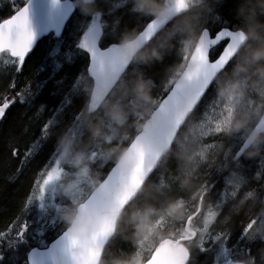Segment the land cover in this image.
Listing matches in <instances>:
<instances>
[{
	"label": "clouds",
	"instance_id": "9594fccd",
	"mask_svg": "<svg viewBox=\"0 0 264 264\" xmlns=\"http://www.w3.org/2000/svg\"><path fill=\"white\" fill-rule=\"evenodd\" d=\"M221 2L121 0L130 5L131 13L148 22L119 33L111 46L119 54L118 63L106 58L91 64L79 83L86 97L84 106L70 126L53 133L59 172L47 188L61 201L57 212L65 236L79 242L73 247L66 241L69 264H148L158 243L176 235L167 231V225H180L189 217L183 199L169 200L162 209L144 202L152 194L146 176L127 196H123V181L134 169L139 147L158 152L162 159L174 153L182 166H198L197 157L203 158L205 150L199 144V125L188 120L195 107H188L193 90L207 92L215 85L216 98L227 113L217 124L219 133L242 134L248 157L264 148V124L260 123L264 121V0H237L235 32L243 39L226 63L213 66L205 32ZM77 6L84 15H102L97 0H77ZM149 22H154L155 29L146 34ZM94 31L97 41L102 39L99 24ZM171 53L178 60L166 68L159 87L168 95L183 94L179 103L155 95L157 83L143 71L163 63ZM180 182L191 187L190 178ZM117 240L131 250L117 248ZM249 240L264 245V235L253 233ZM194 246H188L189 257ZM242 264H264V247Z\"/></svg>",
	"mask_w": 264,
	"mask_h": 264
},
{
	"label": "trees",
	"instance_id": "16d2710c",
	"mask_svg": "<svg viewBox=\"0 0 264 264\" xmlns=\"http://www.w3.org/2000/svg\"><path fill=\"white\" fill-rule=\"evenodd\" d=\"M21 4L20 0L2 2L0 20L8 17ZM236 5L237 0H222L215 9L216 18L209 22L208 28L211 31L221 27L236 29ZM97 7L102 12L101 46L116 44L120 32L142 27L148 22L147 19L131 13L130 5L122 4L121 0H97ZM92 17L84 15L78 7L67 23L61 40L51 37L42 39L18 73L16 65L9 61L6 54L0 55L6 57L0 64V101L6 97L11 103L0 121V233L17 225L24 218L27 200L35 181L54 153L56 136L53 133L58 134L70 126L86 102V97L79 90V83L87 75L85 69L88 57L79 46L78 40ZM81 26L75 43L62 42L67 35L72 38L75 29ZM177 60L175 53H171L165 57L163 63L143 69L157 83L155 95L165 94L159 87L160 82L165 77L166 68ZM214 93L215 85L207 90L200 105L188 117L190 123L197 121L194 114H197L198 108H206L207 101ZM241 138L238 135L225 136L218 143L211 142L212 138H208L206 141L211 142L208 151L210 153L207 154L209 162L193 172L191 166H182L183 162L174 153L162 159L148 179L152 194L144 202L163 208L172 199L186 198L187 201L192 192L207 189L214 182L210 191V196L213 197L209 198L220 193V201L224 202H220L222 205L218 218L222 223L214 225L213 230L227 234L231 241L236 240L248 222L257 219L261 210H264V148L254 157H248L245 151L236 162L226 164L221 176L215 177V173L222 171L226 161L233 157L241 144ZM203 140L200 141L201 144ZM173 148L179 151L174 144ZM179 164L184 170L179 171ZM189 172L190 176L184 174ZM176 173L179 176H175ZM160 174L165 178V187L159 191L156 189L162 185L158 184ZM186 177L191 179L189 188L183 187L180 182ZM228 181L231 182L230 187H236L234 191L224 189L229 186L226 185ZM176 188L177 192L174 191ZM250 190L254 195L239 205V201ZM60 225H63L61 220L55 229L45 228L47 242L57 235L55 230ZM41 228L43 227H39ZM17 234L18 231L13 236ZM34 243L24 233L22 238L17 237L14 242L0 246V264H27L26 253L31 245H37ZM115 246L126 251L131 250L129 244L120 240L115 242ZM261 247L264 245L259 242L252 243V255ZM210 258L211 254L194 253L192 256L195 264H208Z\"/></svg>",
	"mask_w": 264,
	"mask_h": 264
},
{
	"label": "water",
	"instance_id": "95a60500",
	"mask_svg": "<svg viewBox=\"0 0 264 264\" xmlns=\"http://www.w3.org/2000/svg\"><path fill=\"white\" fill-rule=\"evenodd\" d=\"M25 6H27L29 10V27L34 34V40L31 50L26 55L27 58L34 50L36 45L50 33L54 34V38L58 39L61 37L67 22L75 11V6L71 0H27L20 8H23ZM15 14L16 12L6 19H10ZM4 20H2L0 23H2ZM94 26L95 25L89 28L85 36L89 35L90 39L94 40L98 50L109 51L111 49V46L106 48H101L99 46V40L97 41L96 39ZM222 29L232 31L229 28H221L215 33L219 32ZM86 53L88 55L87 72H89L92 61L90 53L88 51H86ZM8 54L10 55V53ZM22 65L19 63V61H17V71L22 67ZM205 87H207V85H205ZM205 93L206 92H204L203 88L199 89V92L193 90L189 94V109L192 108L193 104L196 107ZM164 96H167V100L165 102L172 101L174 103H179L183 100V94H178L175 91H173L171 95L165 93ZM5 102L6 98H4V101L0 103V107H3ZM8 108L9 104L8 107L5 108L3 115L0 116V121L3 119ZM194 109L191 110V113ZM184 115H188V113H185ZM182 122L183 115L181 116L180 121L177 123V127H179L180 123ZM260 123L264 124V121H261ZM169 142L171 143V139L169 140ZM246 148L247 145L244 140L239 148V151L244 152ZM161 159L162 158L158 152L150 153L145 151L144 148L139 147L136 151V163L134 169L131 174L124 178L123 181V196L129 195L135 188H137L142 183L145 176L148 179L158 166V163ZM65 249L66 241L64 229L56 238L49 242L47 247L31 248L26 256L27 262L28 264H69V259ZM188 261L189 254L182 245L177 243L164 242L154 250L150 258L148 259V264H187Z\"/></svg>",
	"mask_w": 264,
	"mask_h": 264
},
{
	"label": "rangeland",
	"instance_id": "374dc122",
	"mask_svg": "<svg viewBox=\"0 0 264 264\" xmlns=\"http://www.w3.org/2000/svg\"><path fill=\"white\" fill-rule=\"evenodd\" d=\"M3 1H8V0H0V4ZM21 1H26V0H21ZM90 21H91V19L87 22V24L85 26V30H84L83 34L80 36V38L78 40L79 44H82L85 32L87 31V29L90 26V23H91ZM81 28H82V26L76 28L75 31L73 32V35L72 36L70 35L72 38H70L67 35L62 40V42L68 43L69 41L70 42L74 41L73 43H75L76 35L81 30ZM43 56L45 57V54ZM5 60H6L5 56H0V64L3 63ZM13 63L16 65V60H13ZM196 113L199 116H198L197 121H193V122L196 123L197 125H199V127L201 129V132H202V136L200 137L199 144H201L200 141L202 139H205V138H207L210 135H213L211 137L212 138L211 142L215 141L217 143L220 141V139L225 137L223 134L219 133V131L217 129V124L223 119V117L227 113H226V111L224 109V106L216 98V93H214L209 98V100L207 101V104H206V108L205 109H203V107L202 108H198ZM78 114H79V112H78ZM238 137H242L241 141L239 142V144H240L242 142V140L244 139V136L242 134H240V135H238ZM202 145L203 144H201L200 147L205 150L204 157L203 158L197 157V160H198L199 163H198V166H196L194 168L191 166L190 169H191L192 172L198 170V167H200L202 164H204V163L207 164L209 162L208 158H207V154L210 153V152H208L210 150V147H209V145H204V146H202ZM216 149H217V146H215L214 150H216ZM204 159H206V160H204ZM54 161H55V157H54V153H53L51 159L49 160V162L47 163V165L45 166V168L43 170L50 169V167L54 166ZM178 169H179V171L184 170V168L180 164H179V168ZM180 173H182V172H180ZM184 174H187V176H190L191 172L184 173ZM215 174H216L215 177L221 176L222 175V171H219L218 173H215ZM175 176H179L178 173H176ZM38 178H39V176H38ZM164 183H165V178H164V176L162 177L161 174H160V179L158 181V184H162V185L159 186L156 190L160 191L161 188H164L165 187ZM230 183L231 182L228 181V185L229 186H230ZM174 191L177 192L178 189L176 188ZM201 191H199V192L195 191V192H193V194L191 193L189 199L187 201H184L186 203V206L188 207L190 215L193 212H195V208H196V205H197V203L199 201V197H200ZM253 195H254V193L251 192V190L248 191L244 195L243 200L239 201L238 204L240 205V203L250 199V197L253 196ZM37 197H38V192L36 190V184H34L32 190H31L30 196H29V198L27 200V207L25 209L26 212L24 214V218L17 225L11 226V228L14 229V227L15 228L21 227L24 223H26L27 229H28L29 233L31 234V224L33 225V224H36L38 222H42L43 223L42 227H46V226L51 225V226H53L52 227L53 229H55L57 227V225L60 224V219H59V215H58V212H57V207L61 205V201L57 197L54 196L52 190L51 189L47 190V192L45 193L43 201L38 200ZM219 206H220V203L218 205L214 206L216 208H214V212H213V215L211 217V222H212L213 225H216V221H217L218 225H221V223H222V221L220 222L217 219V215L220 214L219 213L220 209L218 208ZM156 207H160V205L156 206ZM161 209H162V207H161ZM216 210H217V212H216ZM262 215L264 216V211H262ZM254 224H256L255 225L256 228L250 230L249 232H245L241 237H239V238H237V240H235V247L239 246L242 243L241 248L243 250L247 244L251 243L250 240H249V236L251 234H253V233L259 234V235H264V217H263V220L258 221V222L254 223ZM63 227H64V224L60 225L55 230V233L60 232L63 229ZM171 229H173V231L175 232V228L167 227V231L168 232ZM11 230L12 229H8L7 231L0 233V246H2L4 244H7V243H12L11 242V239H12V231ZM191 233H193V232L191 231ZM37 235H41V232L38 231L36 233V235L34 234L31 237V239L33 241H36L37 239H39ZM203 236H210V235L208 233L207 234L205 233ZM196 240L198 241L197 245H199L200 243H206L207 241L211 242V247L212 248H211L210 253L212 255H211V258H210V261H209L208 264H228L227 263V259L229 258L230 254L228 253V249L225 247V242H226L225 236H221L220 237V236L216 235L213 238H208V237H200L199 238V237H197ZM41 241H42L41 244H45V242L43 240H41Z\"/></svg>",
	"mask_w": 264,
	"mask_h": 264
},
{
	"label": "snow or ice",
	"instance_id": "6c2138e0",
	"mask_svg": "<svg viewBox=\"0 0 264 264\" xmlns=\"http://www.w3.org/2000/svg\"><path fill=\"white\" fill-rule=\"evenodd\" d=\"M28 7L19 8L16 14L10 19L4 20L0 23V53L8 52L12 57L17 58L22 65L27 53L31 50L34 40V34L29 27L28 19ZM155 29L154 22H149L145 32L146 34ZM207 40L206 51L208 59L212 62L213 66L222 65L226 63L231 55L234 53L236 46L243 39L242 34L232 32L228 30H220L219 32L212 34L210 29L205 32ZM81 47L90 53L92 65L103 59H111L113 62H119V54L114 48L109 51H100L95 46L94 40L90 39L89 35H86L82 41ZM208 70H205V78H207ZM8 107V103L5 102L3 107H0V116L3 115L5 108ZM47 125L45 129L47 130ZM15 154V152H14ZM59 165L58 161L54 163V166L50 169L42 170L39 174V178L35 181L36 190L38 192L37 199L44 200L45 193L48 188L47 185L58 175ZM27 231V225L24 223L17 236L23 237L24 232ZM65 241H70L73 247L78 246L79 242L74 238L65 236ZM87 264V262H86Z\"/></svg>",
	"mask_w": 264,
	"mask_h": 264
},
{
	"label": "flooded vegetation",
	"instance_id": "af4514ba",
	"mask_svg": "<svg viewBox=\"0 0 264 264\" xmlns=\"http://www.w3.org/2000/svg\"><path fill=\"white\" fill-rule=\"evenodd\" d=\"M239 147V146H238ZM238 149V148H237ZM237 151V150H236ZM234 154H235V152H234ZM234 154H233V156H234ZM233 158V157H232ZM232 158L230 159V160H228V161H226V163H225V167H223L222 168V173H224V171H225V168H226V164L228 163V165H229V163H231L232 162ZM233 163V162H232ZM213 183L214 182H212L208 187H207V189H203L202 191H201V193H200V197H199V201H198V203L199 202H202V207H203V204L205 205V206H207V205H212V207H213V209L214 208H216V207H214L215 205H218L220 202H224V201H220V193H218L217 194V196L216 197H214V198H209V197H213V196H210V191L212 190V186H213ZM224 189L226 190V191H228V190H230V191H234L236 188H234V187H230V186H226V187H224ZM195 192V191H194ZM192 194H193V192H192ZM241 197H243V195L241 196ZM184 201H185V199L186 198H182ZM221 203H220V206L218 207L219 209H221ZM197 206V205H196ZM196 209V208H195ZM218 209V210H219ZM201 211H202V208H201ZM201 211H200V213H201ZM216 212H217V210H216ZM194 213V212H193ZM193 213L191 214V215H193ZM200 213L198 214V216L200 215ZM219 213H220V211H219ZM207 214L209 215V219L208 218H203V219H198V220H196L195 221V219H192L190 222H189V225H188V228L186 229V227H185V229H186V231L187 232H191V230L192 231H194L195 232V235L192 237V238H190V239H187V240H185L184 241V244L186 245V247L189 249V245L190 244H192V245H195L194 247H192V249H191V257H190V259H189V262H188V264H195V263H193L194 261L192 260V256H194V253L195 254H211L210 252H205V251H201V249H200V247L199 246H197L196 245V242H195V237H196V235H197V231H199V232H202L207 226H209V227H213L214 225L212 224V222H211V219H210V217H212V212H210V211H208L207 212ZM191 215H189V216H191ZM220 215V214H219ZM219 215H217V219L219 218ZM216 219V220H217ZM216 225H217V221H216ZM179 226L180 225H174V224H169V225H167V227H173V228H175V232L173 231V229H171L169 232H172V233H175V234H178V232H179ZM192 227H193V229H192ZM183 229H184V225H183ZM185 229H184V237H188L189 236V233H187L186 231H185ZM227 233V232H226ZM180 236H178V235H175L172 239H176V238H179ZM200 237H208V238H213V237H215V236H212V235H210V236H199V238ZM193 239V240H192ZM207 242H209V241H207ZM253 242H251V243H249V244H247L246 246H245V248L242 250V248H241V245H242V243L238 246V247H235V246H233V247H231V250L232 251H235V252H233L230 256L233 258L232 260H234V262L235 263H242L249 255H252V251H251V244H252ZM203 246V245H202ZM203 247H205V246H203ZM212 255V254H211Z\"/></svg>",
	"mask_w": 264,
	"mask_h": 264
},
{
	"label": "bare ground",
	"instance_id": "6f19581e",
	"mask_svg": "<svg viewBox=\"0 0 264 264\" xmlns=\"http://www.w3.org/2000/svg\"><path fill=\"white\" fill-rule=\"evenodd\" d=\"M229 29H230V28H229ZM230 30L235 31V29H230ZM239 148H240V145H239L237 151L235 152V154H234V156H233V158H232V162H236V161L238 160V158L241 157V155L245 152V151H244V152H240V151H239ZM238 151H239V152H238Z\"/></svg>",
	"mask_w": 264,
	"mask_h": 264
}]
</instances>
